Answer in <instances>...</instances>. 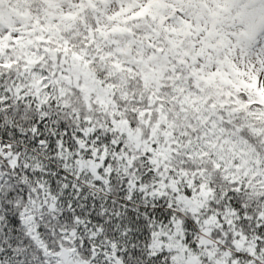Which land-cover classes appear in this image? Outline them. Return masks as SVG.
Segmentation results:
<instances>
[{
    "label": "snow or ice",
    "instance_id": "6c2138e0",
    "mask_svg": "<svg viewBox=\"0 0 264 264\" xmlns=\"http://www.w3.org/2000/svg\"><path fill=\"white\" fill-rule=\"evenodd\" d=\"M0 264H264V0H0Z\"/></svg>",
    "mask_w": 264,
    "mask_h": 264
}]
</instances>
